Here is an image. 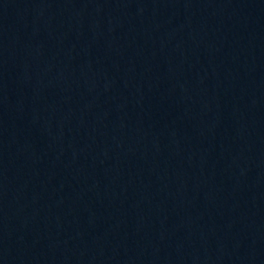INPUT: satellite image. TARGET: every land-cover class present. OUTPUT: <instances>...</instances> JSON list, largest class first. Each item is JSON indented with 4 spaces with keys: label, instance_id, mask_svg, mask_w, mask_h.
Masks as SVG:
<instances>
[{
    "label": "water",
    "instance_id": "water-1",
    "mask_svg": "<svg viewBox=\"0 0 264 264\" xmlns=\"http://www.w3.org/2000/svg\"><path fill=\"white\" fill-rule=\"evenodd\" d=\"M0 264H264V0H0Z\"/></svg>",
    "mask_w": 264,
    "mask_h": 264
}]
</instances>
